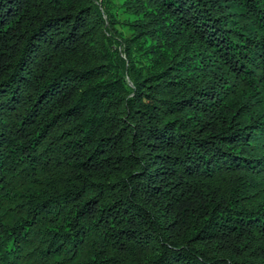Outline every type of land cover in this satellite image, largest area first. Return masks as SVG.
I'll use <instances>...</instances> for the list:
<instances>
[{
  "label": "trees",
  "instance_id": "trees-1",
  "mask_svg": "<svg viewBox=\"0 0 264 264\" xmlns=\"http://www.w3.org/2000/svg\"><path fill=\"white\" fill-rule=\"evenodd\" d=\"M0 264H264V0H0Z\"/></svg>",
  "mask_w": 264,
  "mask_h": 264
}]
</instances>
